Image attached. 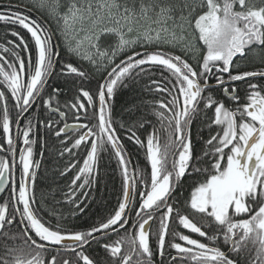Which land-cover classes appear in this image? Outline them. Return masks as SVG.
<instances>
[{
    "label": "snow or ice",
    "instance_id": "6c2138e0",
    "mask_svg": "<svg viewBox=\"0 0 264 264\" xmlns=\"http://www.w3.org/2000/svg\"><path fill=\"white\" fill-rule=\"evenodd\" d=\"M34 6L46 10L47 19L0 12V21L20 25L31 37L30 46L12 32L19 43L0 44L12 58L0 55V133L7 145H0V191L11 186L10 197L0 202V264H104L87 254L93 243L104 249L107 264H264V0H40ZM61 44L75 63L60 62ZM249 54L262 67L240 71L237 60ZM156 68L168 76L154 79ZM73 74L89 82L101 77L98 91L76 85L62 106L59 87L44 97L51 76ZM143 79L149 94L162 97L144 102L159 128L141 139L137 132L150 121L120 125L126 139L144 149L141 168L132 165L118 135L111 102L119 87ZM252 80L257 82L248 83L241 97L236 82ZM214 88L234 107L216 99ZM34 107L48 115L35 122L28 117L21 128ZM69 113L86 122L63 123ZM197 120L210 133L201 138L200 152L192 133ZM73 131L77 135L69 139ZM47 135L65 137L59 157L82 146L86 151L82 166L69 161L60 172L79 169L65 200L80 214L99 182L102 154L115 158L121 195L98 225L77 230L65 226L63 215L55 225L40 217L35 183L42 162L33 145L41 144L42 155ZM185 176L199 179L187 195H178Z\"/></svg>",
    "mask_w": 264,
    "mask_h": 264
},
{
    "label": "trees",
    "instance_id": "16d2710c",
    "mask_svg": "<svg viewBox=\"0 0 264 264\" xmlns=\"http://www.w3.org/2000/svg\"><path fill=\"white\" fill-rule=\"evenodd\" d=\"M33 1V2H31ZM36 0H0V12L5 10L10 11H22L23 14L31 16L33 19H47L46 10H42L39 7L34 5L38 4L34 2ZM11 5V9H7L5 6ZM12 32H17L22 36L26 41L29 42L31 46V37L25 29H23L18 24H11L7 21H0V44L5 45L6 47L11 48L13 45L9 44V41H14L19 43L17 37L11 35ZM60 62L75 63V58L69 59L64 46H60ZM137 51L142 49L137 48ZM167 51L168 49H164ZM129 55L131 52L128 53ZM0 55L5 56L8 60L12 58L0 50ZM34 55V54H33ZM25 60L27 56L25 55ZM239 64L240 71H253L257 68L262 67L255 56L249 54L248 59L246 60H237ZM85 68L88 67L87 64L84 65ZM91 71V69H89ZM56 72H60V64L56 67ZM153 78L157 80H163L168 76L167 72H161L159 68H156L152 72ZM102 82V78L97 76L91 81L81 80L73 75H53L48 79V86L44 92V97L46 98L48 94L52 91L53 88L59 87L61 90V96L59 97L61 106L65 100H71L73 95L77 91L76 85H81L84 90L91 92L98 91L97 82ZM257 81H245L243 83L238 82L237 88L246 89L245 85L248 83H256ZM264 82V81H261ZM147 79L140 80L138 83H131L128 88L119 87L116 90V94L112 103V119L116 121L115 127L118 129V135L121 137L122 143L126 148L127 152L130 154L132 165H139L141 168L146 167V160L144 155V149L140 148L139 145L133 144L131 141L126 139L125 129L121 128L120 125L123 123L125 127L135 124L137 127L140 123L145 121H150L151 123L137 132V135L144 139L147 133L152 131L153 126L159 128L158 121L152 116L151 109L144 107V102L160 99L162 97L153 96L146 91V85L148 84ZM215 98L222 100L225 105H228L229 102L225 99L222 89L214 88ZM139 106V107H133ZM10 117L13 121L12 123V134L14 135L16 130V112L13 108V102H9ZM98 107V105H97ZM132 109V110H130ZM63 110V109H62ZM39 116V119L43 120L48 115L44 109L34 107L30 113L25 117L21 118L20 127L24 126L25 121L28 117H33L35 122V117ZM89 115H91V109H89ZM209 117L213 115L210 111L207 114ZM0 119H2V110H0ZM53 119H57L53 117ZM65 122H79L84 123L83 119L76 121L75 116L72 113L68 114V119ZM62 126V125H61ZM135 130V129H134ZM78 131V130H77ZM218 131L216 127L211 128V134H215ZM193 141L195 149L197 152H200L203 144L202 139L207 140L209 138V129L207 123H201L199 120L192 125ZM41 135L44 133L41 131ZM77 132L73 131L69 133V139L76 136ZM163 136L164 134L161 133ZM47 147L43 150L41 155V144L37 143L33 145L34 152L36 156L41 160V167L37 169L38 177L35 183V195L37 200V206H39V215L43 218L44 221H50L53 225L56 224L57 219L60 215L64 217L65 226L75 227L77 230H87L88 227L98 225L104 218H106L113 209L117 206V201L121 195V177L120 172L117 167V162L115 158L109 156L108 152L102 154V158L99 160V169L100 177L99 182L92 187L89 191V198L84 201L81 207H85L86 210L83 214L79 213V210L72 208V205L67 203L65 200V193L68 191V185L70 184L71 178L76 175V172L79 170L78 167L69 172L67 175L61 176L60 172L64 170V167L67 166L69 161L76 163L80 166L83 164V157L86 156V151L83 146L80 149H74L73 156H69L67 153L63 157H59V152L63 149L60 145V140H64L65 137H61L60 140H56L53 136L47 135ZM3 136L0 133V145L3 144ZM21 143L18 142L17 147H20ZM150 172V167H149ZM199 179L195 176H185L183 178L182 188L177 191V194L183 193L187 195L190 192L189 185L193 180ZM88 191V189H85ZM75 211L76 215H73L72 212ZM199 220V217H196ZM158 227V219L156 223H153L151 226V231L155 232ZM172 228L176 229V225L172 224ZM124 233L121 232V235ZM116 236H111V240H115ZM155 237H153V242ZM87 254L93 257L94 259L100 260L107 264V254L104 249L101 248L98 244L93 243L88 249ZM171 254H174V250H171ZM179 264V262H178Z\"/></svg>",
    "mask_w": 264,
    "mask_h": 264
},
{
    "label": "flooded vegetation",
    "instance_id": "af4514ba",
    "mask_svg": "<svg viewBox=\"0 0 264 264\" xmlns=\"http://www.w3.org/2000/svg\"><path fill=\"white\" fill-rule=\"evenodd\" d=\"M213 83H214V81H213ZM237 83L238 82H236V84ZM236 84H235V86L237 87ZM245 88H247V85H245ZM238 89H239V87H238ZM239 94H240L241 97H244L245 96V90L244 89H239ZM224 97H225V99H227L226 96H224ZM228 102H229V104L226 105V106H228V107H234V103L232 101L228 100ZM97 105H98V102H97ZM15 133H16V130H15ZM15 133L13 135L14 138H16L15 137ZM18 142L21 143V146H22L21 140L17 138L16 139V143L18 144ZM1 145H3L5 148L7 147V145L4 143V141H3V144H1ZM20 147H17L16 148V160H17V164H18V159H19V148ZM3 156H5V153L4 152H0V157H3ZM8 158H9V160L11 162L12 157L9 156ZM34 158L40 160V156L38 158L36 156L35 152H34ZM18 173H19V165L17 166V175H18ZM10 195H11V186L10 185H7V186H5V190L2 191V193L0 194V202L5 201L7 198L10 197ZM195 219H196V217H195ZM185 234H187L186 230H185ZM194 238H195V236H194ZM173 255H175V250H174V254Z\"/></svg>",
    "mask_w": 264,
    "mask_h": 264
},
{
    "label": "rangeland",
    "instance_id": "374dc122",
    "mask_svg": "<svg viewBox=\"0 0 264 264\" xmlns=\"http://www.w3.org/2000/svg\"><path fill=\"white\" fill-rule=\"evenodd\" d=\"M31 2H33V1H31ZM34 2H36V3H39V2H40V0H36V1H34Z\"/></svg>",
    "mask_w": 264,
    "mask_h": 264
},
{
    "label": "water",
    "instance_id": "95a60500",
    "mask_svg": "<svg viewBox=\"0 0 264 264\" xmlns=\"http://www.w3.org/2000/svg\"><path fill=\"white\" fill-rule=\"evenodd\" d=\"M63 123H68V122H65V121H64ZM68 124H72V123H68ZM1 193H2V191H0V194H1Z\"/></svg>",
    "mask_w": 264,
    "mask_h": 264
}]
</instances>
